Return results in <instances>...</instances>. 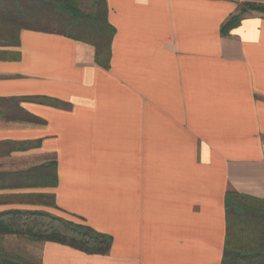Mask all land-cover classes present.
<instances>
[{
    "label": "crops",
    "instance_id": "1",
    "mask_svg": "<svg viewBox=\"0 0 264 264\" xmlns=\"http://www.w3.org/2000/svg\"><path fill=\"white\" fill-rule=\"evenodd\" d=\"M242 3L107 0L109 68L90 45L0 16V186H24L1 187L19 201L0 212L43 210L113 240L105 256L30 242L34 261L222 264L228 193L264 200V16L221 35ZM43 194L55 208L20 201Z\"/></svg>",
    "mask_w": 264,
    "mask_h": 264
},
{
    "label": "trees",
    "instance_id": "2",
    "mask_svg": "<svg viewBox=\"0 0 264 264\" xmlns=\"http://www.w3.org/2000/svg\"><path fill=\"white\" fill-rule=\"evenodd\" d=\"M250 13L264 16V4L242 3L238 11L222 25L221 35L229 37ZM0 16L7 17L6 29L63 36L92 46L96 63L109 68L115 29L108 22L107 0H93L92 11L80 8V0H0ZM18 44V40H6ZM58 184L52 176V187ZM48 186V184H47ZM3 189L24 186L8 184ZM9 199V197H6ZM11 198V197H10ZM39 201L23 203L55 208L54 195L28 196ZM24 199V200H27ZM35 199V200H36ZM51 199V204L46 200ZM15 202L0 198V205ZM227 240L222 264H264V200L236 192L226 197ZM15 237L32 243H58L89 255H108L112 238L91 227L66 220L43 210L12 209L0 212V241ZM0 264H41L8 253L0 245Z\"/></svg>",
    "mask_w": 264,
    "mask_h": 264
},
{
    "label": "rangeland",
    "instance_id": "3",
    "mask_svg": "<svg viewBox=\"0 0 264 264\" xmlns=\"http://www.w3.org/2000/svg\"><path fill=\"white\" fill-rule=\"evenodd\" d=\"M241 1V0H239ZM243 2H255L264 4V0H242ZM92 2L93 0H80V8L90 13L92 11ZM240 3V2H239ZM22 198V197H21ZM6 200L12 202H18L19 200L16 197H11L9 199L5 198ZM42 200V199H41ZM39 199H31V200H24L21 199L20 201H41ZM47 204H51V199L46 200ZM28 204V203H27ZM0 245H2L8 253L15 254L19 257L26 258L28 260H40L42 257L41 247L40 245L32 244L28 241L23 239H17L15 237H7L5 240L0 241Z\"/></svg>",
    "mask_w": 264,
    "mask_h": 264
}]
</instances>
